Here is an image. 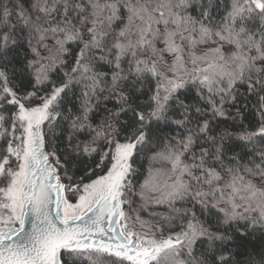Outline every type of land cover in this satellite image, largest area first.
<instances>
[{
  "label": "snow or ice",
  "instance_id": "snow-or-ice-1",
  "mask_svg": "<svg viewBox=\"0 0 264 264\" xmlns=\"http://www.w3.org/2000/svg\"><path fill=\"white\" fill-rule=\"evenodd\" d=\"M0 264H264V0H0Z\"/></svg>",
  "mask_w": 264,
  "mask_h": 264
},
{
  "label": "trees",
  "instance_id": "trees-1",
  "mask_svg": "<svg viewBox=\"0 0 264 264\" xmlns=\"http://www.w3.org/2000/svg\"><path fill=\"white\" fill-rule=\"evenodd\" d=\"M249 118H251V117H249ZM137 167H140V173L137 175V177L135 178L137 181H139V182H142L143 181V178H144V175H145V173H146V169H147V162L145 161L144 163H143V165L141 166V165H137ZM137 203H138V201H137ZM166 211V209L165 208H163V207H150L147 211H145V212H147V213H152V212H165ZM143 214H144V212L143 211H141ZM155 219H157L156 217H154L153 218V220H155Z\"/></svg>",
  "mask_w": 264,
  "mask_h": 264
},
{
  "label": "rangeland",
  "instance_id": "rangeland-1",
  "mask_svg": "<svg viewBox=\"0 0 264 264\" xmlns=\"http://www.w3.org/2000/svg\"><path fill=\"white\" fill-rule=\"evenodd\" d=\"M143 212H144V214L142 212H140L141 219L146 220V221H152L153 220L154 217L152 215H150V213H147L145 211H143ZM133 215H134V213H133ZM136 229H137V231L140 230L138 224L136 225Z\"/></svg>",
  "mask_w": 264,
  "mask_h": 264
}]
</instances>
